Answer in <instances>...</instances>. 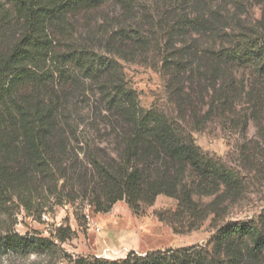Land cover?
<instances>
[{
  "label": "trees",
  "instance_id": "1",
  "mask_svg": "<svg viewBox=\"0 0 264 264\" xmlns=\"http://www.w3.org/2000/svg\"><path fill=\"white\" fill-rule=\"evenodd\" d=\"M139 1L0 0V200L15 195L27 199L39 184L55 179V169L69 153L70 137L62 120L68 97L64 88L80 79L97 87L107 110L115 115L122 129L116 158L86 156L94 178L80 197L96 213H109L121 201L138 213L154 205L159 196L167 195L178 201V207L168 215L159 214L160 219L180 233L181 229H199L212 212L218 213V200L205 207L197 197L214 196L223 189L226 194L241 190V177L235 170L206 155L192 136H187L163 112L140 106L119 59L102 55L75 40L73 19L83 12L110 3L130 10ZM155 1L169 5L178 0ZM180 1V14L173 23L171 13L167 12L160 24L162 29L169 30L170 40L178 37L185 41L195 33L209 31L215 37L220 35V27L202 12L203 6L213 0ZM238 1L224 0L234 5ZM262 23V30L255 35L229 38L230 46L207 49L203 59L213 62L215 70L220 66L226 70L251 65L264 75ZM136 34L131 38L123 31L115 33L108 40L109 47H117L127 39L140 47L143 38ZM175 50L165 56L164 69L176 95L182 98L179 84L189 69L193 50ZM185 102L181 104L183 108ZM259 220L257 224L224 223L216 227L205 245L146 253L131 251L118 260L66 252L62 244L77 235L70 225L60 226L49 237L40 232L8 231L0 234V257L46 255L55 260L52 264H261L264 215Z\"/></svg>",
  "mask_w": 264,
  "mask_h": 264
},
{
  "label": "rangeland",
  "instance_id": "2",
  "mask_svg": "<svg viewBox=\"0 0 264 264\" xmlns=\"http://www.w3.org/2000/svg\"><path fill=\"white\" fill-rule=\"evenodd\" d=\"M180 3L178 0L159 5L155 0H140L130 10L110 3L74 18V38L102 55L119 59L126 82L137 92L140 106L163 112L187 136L191 135L206 155L235 170L241 177V190L226 194L223 189L214 196L197 197L205 207L218 200V213L212 212L199 229H181L180 233L160 219L159 214L168 215L178 207V201L167 195L159 196L154 205L138 213L125 201L118 202L109 213H96L80 197L94 178L86 156L116 158L122 129L115 115L107 110L97 87L80 79L64 88L68 97L62 120L70 137L68 157L55 169V179L39 184L34 195L0 200V234L40 232L49 237L60 226L70 225L77 235L62 244L66 252L118 260L131 251L146 253L205 245L216 227L227 222H260L264 215V75L251 65L226 70L220 66L215 70L213 62L203 58L207 49L230 46L229 38L255 35L262 30L264 0H239L236 5L213 0L203 6L202 12L220 27L217 30L220 35L215 37L209 31L195 33L185 41L178 37L170 40L169 30L162 29L160 24L167 12L171 13L173 23L180 14ZM121 31L131 38L138 32L143 38L142 46L137 47L127 39L117 47H109L110 36ZM189 48L193 50L192 58L179 84L180 98L165 72L164 58L175 53V49ZM54 261L37 254L0 257V264ZM260 261L264 264V256Z\"/></svg>",
  "mask_w": 264,
  "mask_h": 264
}]
</instances>
